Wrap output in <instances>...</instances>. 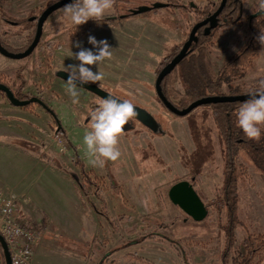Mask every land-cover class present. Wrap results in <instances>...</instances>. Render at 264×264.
I'll list each match as a JSON object with an SVG mask.
<instances>
[{"label": "rangeland", "instance_id": "1", "mask_svg": "<svg viewBox=\"0 0 264 264\" xmlns=\"http://www.w3.org/2000/svg\"><path fill=\"white\" fill-rule=\"evenodd\" d=\"M208 1L182 0L184 4L192 2L198 6H203ZM214 1L219 2V0ZM259 2L260 0H245L240 22L237 25L222 27L213 46L207 48V59L215 75L247 43L248 18L256 13ZM4 8L16 18H25L32 10L44 9L45 3L41 0H5ZM129 8L131 7L124 8V11H129ZM158 10V12L149 11L129 18H158L157 23L146 20L142 24L149 25L151 29L160 26L158 23L166 26L167 33L162 29L155 34L158 40L167 38L164 49L137 46L135 50H126V54L121 58L124 64L120 66V73L110 75L115 80L106 81L109 84L102 82L100 83L102 86H99L117 97L129 99L135 105L147 109L162 124L166 134L155 135L140 123H135V129L124 133L119 139L120 158L115 162L106 163L103 168L90 165L86 147L83 144L88 116L98 106L101 98L92 94L90 104L88 101H79L81 106L75 108L78 112L75 118L72 114L65 115L63 112L60 117L55 110L57 107L56 109L60 112L59 102H52L56 100L53 92L62 91L52 84L58 78L56 73L59 70L57 69L64 65L62 61H59L55 67L52 54L61 49L64 43L61 42L63 40L59 41L60 39L57 41L51 39L56 37L55 35L65 33L62 39L68 36L67 39L76 40L79 36L82 37L87 29L96 27L93 24L96 22L89 20L83 25L75 26L65 16L62 8L49 17V23L46 22L47 27L44 26L41 42L30 59L16 60L0 54V77H4L12 86L18 70L26 69L27 71L23 72L27 81L24 94L42 98L56 113L58 120L56 122L54 117L39 104H32L27 108L14 107L7 98L0 95V117L9 118L6 122H0V125L14 127L24 136L28 135L27 130H35L37 132L35 139L38 140L36 145L41 146L52 157L59 159L78 178L76 185L81 203L78 207L80 217L78 221L71 224L75 229L68 232L59 228L56 223H52L50 230H45V240L49 241L47 248L52 253L49 255L47 251L43 260L38 263L33 260L32 264H99L101 262L185 264L183 257L167 242L137 243L139 236L149 233L155 227L149 223V220L146 222L141 220L146 216L156 217L167 224L174 223L172 228L163 229L160 232L164 236L181 241L183 247L189 252L191 264H218V254L223 245V237L218 231V214L208 210L205 220L194 221L174 206L168 195L172 185L194 174L199 179L197 188L204 191L208 200L214 197L217 187L222 184V143L214 125L211 110L201 108L185 117H178L166 111L157 101L155 84H150L145 77L146 71L150 72L156 66L155 73L161 59L166 54L172 53L173 45L185 44L196 19L193 13L186 15L179 10L170 12L166 8ZM113 13H115L114 6L105 15L111 16ZM90 24L93 25L90 26ZM114 29L117 30V28ZM170 31H173L172 43H170ZM6 40L11 47L22 48L28 39L24 35ZM50 43H61L62 47L51 50ZM113 63L112 56L108 60V65ZM21 65L23 67H20ZM155 76L157 79L156 74ZM261 81H264V48L261 49L260 57L255 61L253 68L244 76L233 79L231 85L234 87L259 86ZM176 88L182 92L180 84H176ZM228 91V86L224 85L223 92L228 93ZM64 93L67 94V92ZM173 101L178 102L177 99ZM28 114L32 116L36 125H28L26 119ZM0 120L3 119L0 118ZM70 143L77 147L78 154L85 165V171L91 172V178L97 180L102 190L107 213L117 223V231L86 203V200H91L96 208L103 207L102 200L95 196L96 188L88 184L82 170L76 164V157ZM240 162L246 167V171L241 174L239 180V218L242 225L235 232L234 256H237L245 237L264 234V182L254 166L245 158L242 157ZM18 213L20 217V209ZM96 238L97 241H94ZM127 242H129L128 247L110 253L111 250ZM97 243L103 244L102 250L97 248ZM83 246L89 248V254L86 257L83 255ZM61 251L68 252V260L64 258ZM131 253L150 262L135 259L129 255ZM254 264H264V252L255 259Z\"/></svg>", "mask_w": 264, "mask_h": 264}, {"label": "trees", "instance_id": "2", "mask_svg": "<svg viewBox=\"0 0 264 264\" xmlns=\"http://www.w3.org/2000/svg\"><path fill=\"white\" fill-rule=\"evenodd\" d=\"M41 1L45 3L44 9L32 10L25 18H16L4 8L5 0H0V40L5 48L17 53L25 51L34 40L38 19L41 14L47 7L60 0ZM158 1L159 0H115V13L111 14V16L105 15L104 18L97 23L110 22L116 19H125L136 16L131 13V10L146 5L153 6ZM244 1L245 0H227V4L219 16L220 25L218 28L214 29L209 36H206L204 34V28H201L198 32L200 39L197 48L191 52L170 75L164 79L162 83L163 93L169 101L177 106V108L185 109L197 100L207 96L242 95L246 94L250 89H255L258 87L255 85L234 87L231 85V82L235 78L244 76L247 71L253 68L255 61L260 57L262 46L257 41L256 37L261 31L264 30V17L251 18L250 16L248 18L247 31L249 33V39L247 43L224 64L218 74L215 75L213 73L211 65L207 59V48L213 46L214 41L217 39L219 30L224 26L237 25L240 22L243 15ZM221 2L222 0H219V2L209 0L205 5L198 6L194 3L184 4L182 0H168L165 2L167 4L165 8L170 12L179 10L186 15L193 13L196 19V24L214 14L220 7ZM126 7L131 8H129V11H124V8ZM152 11L158 12L159 10L152 9ZM92 22L96 21L92 20ZM194 25L191 26L190 31H192ZM24 35H26L28 40L26 45L22 48H13L7 43L6 39L21 37ZM49 46V49L54 50L55 48H61L62 44L50 43ZM182 47L183 45L179 44L173 45L171 49L172 53L166 54L161 59L159 67L155 71L157 76L161 70L177 56ZM31 57L32 55H30L27 59H30ZM23 72V69L18 70L12 86L6 81L4 77H0V83L10 87L18 99L28 100L33 96L24 94L27 81ZM176 84L181 85L182 92L176 88ZM224 85L228 86V93L223 92ZM0 95L7 98L3 92H0ZM156 99L166 111H169L157 95ZM174 99H177L178 102L174 103ZM41 100L43 99L41 98ZM241 104L242 102L219 103L197 108L211 110L212 119L222 143V184L217 187L214 197L210 200L207 199L204 191L201 188H197V193L201 200L206 204L208 210L214 211L218 214V231L223 237L222 249L218 254V264H254L255 259L264 252V234H259L257 236L248 235L244 238L237 256H234L236 244L235 232L238 227L242 225V221L239 218V180L241 174L246 171V167L240 162L242 157L245 158L248 163L254 166L255 170L261 176L264 182V129H262V135L259 142L249 140L244 136L242 129L238 127L236 116ZM30 105L25 106V108L29 107ZM47 107L48 109L46 111L50 113L57 122L58 120L56 113L48 105ZM0 118L9 119L7 117ZM19 142L23 145H28L25 140H20ZM32 145L34 154L45 163L65 172L67 175L75 177L74 172L59 159L54 158L50 154L46 153L41 146L36 144ZM70 147L74 151L76 164H78L82 170L86 181L88 184L96 188L95 196L102 200L103 207L101 209L96 208L92 204L91 200H86V203L90 205V207H92V209H94L98 215L104 217L111 224L113 229L117 231V223L107 213V208L102 198V190L99 188L97 180H95V178H91V172L87 173L85 171V165L78 154L77 147L71 143ZM193 177L196 178L198 183V176L194 174ZM141 220L143 222L149 220V223H152L155 225V227L149 233L139 236L137 238V243L142 244L147 241L159 243L167 242L170 244L171 248L175 249V251L183 257L185 264L190 263L189 252L183 247L181 241L171 239L167 236H164L160 232V230L172 228L174 223L167 224L163 220L153 216L142 217ZM47 223L48 219L47 217H44L43 223L40 226L41 230L44 231L46 229ZM94 241H97V238ZM102 245L103 244L97 243V248L99 247V249L102 250ZM128 245L129 242L120 245L111 250L110 253L120 251L125 247H128ZM82 249L84 250L83 255L85 257L88 256L89 248L84 247ZM129 255L141 261H149L139 257L135 253H131ZM0 261L1 264H6L1 243ZM99 264L111 263L104 262Z\"/></svg>", "mask_w": 264, "mask_h": 264}, {"label": "crops", "instance_id": "3", "mask_svg": "<svg viewBox=\"0 0 264 264\" xmlns=\"http://www.w3.org/2000/svg\"><path fill=\"white\" fill-rule=\"evenodd\" d=\"M156 19L158 18H125L124 20L116 19L99 24H96V22L93 24L97 28L92 27L87 29L82 37L79 36L76 40L67 39L68 36L62 39L65 33H62L63 35H55L56 37H53L51 40H63L61 42L64 43V46L58 51L53 52L52 62L55 64V67L59 61H62L63 67L79 65L80 62L71 57L72 53L79 52L81 48L90 49L95 52L94 46L88 42V37L94 36L97 41L107 40L109 46L112 48L114 63L109 66L108 60H106L99 68L97 66L89 67L93 72L100 71L103 73L104 79L100 83H108L106 81L110 80L114 81L115 79L111 76L120 73V66L124 64L121 58L122 55L126 54V50H135L137 46L164 49L167 38L158 40L155 34L156 32H161L162 29L167 33L166 26L158 23L160 26L151 29L149 25L142 24L146 20L156 22ZM93 24H90V26ZM47 25L45 24V28ZM52 27H54V24H52ZM121 27L123 28L120 29ZM66 33L69 34L68 31ZM172 33L173 31H170V43H172L173 39ZM77 43L80 44V48L76 47ZM20 67L23 66L21 65ZM63 67L57 70H61ZM155 68L156 66L150 72L146 71L145 77L150 84H156ZM26 71L25 69L24 72ZM52 85L66 92V81L57 78ZM96 85L99 86V82ZM62 91L57 90V92H53L56 95V100L52 102H59L58 108L60 112L55 107L57 114L62 117L61 112H63L65 115L72 114L74 118L77 117L78 112L75 108L81 106V103L74 104L73 98L64 92L61 94ZM91 97L92 93L82 90L79 101H88V104H90ZM71 110L75 113L73 114ZM26 119L28 120V125L37 124L30 114H28ZM6 121V119L0 120V122ZM27 131L28 135L24 136L14 127L0 125V189L11 193L17 198L18 211L20 209L21 214L20 219L23 218L22 220L25 223L41 230L40 226L43 223L44 217H47L48 223L45 230L49 231L52 223H56L61 229L68 232L73 231L75 228L71 224L76 222V220L78 221V217H80L78 207L81 203L76 179H72L65 172L45 163L37 157L33 152L32 145L38 144V140L35 139L37 132L35 130ZM20 140H25L28 145L21 144ZM45 230H41L44 233V238L36 247L34 257V262L36 263L43 260L47 255V251H49L47 248L49 241L45 240ZM51 253L49 251L48 254L50 255ZM61 254L68 260L67 251H61Z\"/></svg>", "mask_w": 264, "mask_h": 264}, {"label": "clouds", "instance_id": "4", "mask_svg": "<svg viewBox=\"0 0 264 264\" xmlns=\"http://www.w3.org/2000/svg\"><path fill=\"white\" fill-rule=\"evenodd\" d=\"M115 0H73L64 5L63 11L71 23L80 26L89 20L96 22L102 20L105 13L114 6ZM256 13L264 15V0H260ZM264 48V31L256 37ZM88 42L96 51L83 49L71 57L78 60L79 65H68L61 71L68 73L65 91L73 98V103H79V96L84 90L77 86L80 84L97 83L104 79L102 72H93L89 66H99L112 58V48L107 40H100L94 36L88 37ZM76 47L80 48L77 43ZM250 98L242 102L237 116V124L244 136L249 140L259 142L264 129V81L255 89L246 93ZM138 117L136 105L129 99H122L109 93L101 98L98 106L91 111L87 130L83 136V144L89 163L93 167L103 168L108 162H115L121 156L118 147L119 139L124 134L125 126Z\"/></svg>", "mask_w": 264, "mask_h": 264}, {"label": "water", "instance_id": "5", "mask_svg": "<svg viewBox=\"0 0 264 264\" xmlns=\"http://www.w3.org/2000/svg\"><path fill=\"white\" fill-rule=\"evenodd\" d=\"M166 1L168 0H159L153 6H147V5L141 6L137 9L131 10V13H133L134 15H140L152 11V9L165 8L167 6V4L165 3ZM72 2L73 0H60L44 10V12L41 14V16L38 19L34 40L32 44L25 51L18 53L12 52L7 48H5L0 40V54L7 58L16 59V60L28 58L30 55L34 53L39 43L41 42L44 32V26L48 21L49 17L53 15L55 12L64 8V5ZM226 4H227V0H222L220 7L214 14L194 25L188 40L185 42L180 52L173 60H171L161 70V72L157 76L156 84H155V91L157 96L160 98V100L163 102L166 108L172 114L178 117H185L201 106L210 105V104H219V103L244 102L250 98L247 94L233 95V96L230 95L207 96L200 100H197L196 102L192 103L189 107L185 109H179L175 104L169 101L163 93L162 83L164 79L168 75H170L177 68V66L191 52H193L197 48L200 39L198 35L199 30L201 28H204V34L206 36H209L214 29L218 28V26L220 25L219 16L222 13L223 9L225 8ZM255 17H264V15H260L258 13H254L253 15H251V18H255ZM56 76L67 82L68 79L67 72L59 70L56 73ZM77 86L98 96L99 98H106L110 93L107 90L103 89L102 87L92 83L80 84L79 82H77ZM0 92H3L7 96L8 101L14 107H25L30 104H39L44 109L46 110L48 109L45 102L41 100L39 97H32L28 100L18 99L15 96L14 91L3 83H0ZM136 110L138 112V117H136L133 121H131L128 125L125 126L124 133L134 130L135 129L134 121H137L155 135L166 134L162 124L155 118V116L152 113H150L147 109L137 105H136ZM75 179L77 180L78 178L75 176ZM169 198L174 205L181 208L194 221L197 222L203 221L208 216V210L205 207L203 201L201 200L197 192L194 190V188L188 182L183 181L174 185L169 192ZM0 243L4 252L5 263L12 264V258L8 248V244L5 238L1 234H0Z\"/></svg>", "mask_w": 264, "mask_h": 264}, {"label": "built area", "instance_id": "6", "mask_svg": "<svg viewBox=\"0 0 264 264\" xmlns=\"http://www.w3.org/2000/svg\"><path fill=\"white\" fill-rule=\"evenodd\" d=\"M0 234L5 238L12 264H32L44 233L20 219L14 195L0 189Z\"/></svg>", "mask_w": 264, "mask_h": 264}, {"label": "flooded vegetation", "instance_id": "7", "mask_svg": "<svg viewBox=\"0 0 264 264\" xmlns=\"http://www.w3.org/2000/svg\"><path fill=\"white\" fill-rule=\"evenodd\" d=\"M192 3V2H191ZM88 120H90V115L88 116ZM135 123H138L137 121H134V124ZM150 131V130H149ZM163 136V135H162ZM112 177V176H111ZM183 181H185V182H188L193 188H194V190L197 192V181H196V178L195 177H188V178H186V179H183V180H180V181H177L174 185H176L177 183H179V182H183ZM174 185H172V187L174 186ZM171 187V188H172ZM171 188L169 189V192H170V190H171ZM169 192H168V195H169ZM198 194V193H197ZM170 199V198H169ZM204 203V202H203ZM174 205V204H173ZM204 205H205V207H206V204L204 203ZM174 206H176V205H174ZM176 207H178V206H176ZM179 208V207H178ZM207 208V207H206ZM179 209H181V208H179ZM182 210V209H181ZM207 210H208V208H207ZM183 211V210H182ZM184 212V211H183ZM208 213H209V211H208ZM184 214L186 215V217L187 218H191L190 216H188L185 212H184ZM192 219V218H191Z\"/></svg>", "mask_w": 264, "mask_h": 264}]
</instances>
